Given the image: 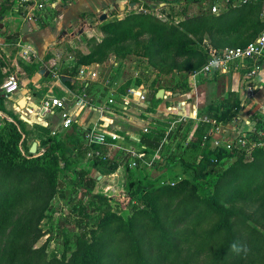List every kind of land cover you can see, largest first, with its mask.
Segmentation results:
<instances>
[{
	"label": "trees",
	"instance_id": "obj_1",
	"mask_svg": "<svg viewBox=\"0 0 264 264\" xmlns=\"http://www.w3.org/2000/svg\"><path fill=\"white\" fill-rule=\"evenodd\" d=\"M155 1L167 13L166 19L141 10L103 23L104 37L88 40L89 51L66 73L74 80L65 85L72 90L82 67L102 63L112 54L144 57L161 75L199 71L209 60L208 51L205 54L200 46L203 35L209 38L207 50H223L248 45L264 29L262 0ZM16 2L0 0V17L14 11ZM193 4L201 11L190 14L187 9ZM214 5L220 8L218 13L212 12ZM139 69L135 87L120 86L117 100L143 85L148 101L156 107L161 101L156 95L166 87L148 86ZM4 76L0 64L2 100L7 95L2 91ZM154 106H149L153 112ZM241 110L242 98L230 90L198 113L217 124H230L239 119ZM0 116L4 119L0 126V264H245L261 253L264 231L257 228L255 217L264 214V121L259 120L245 146L234 143L230 149L214 144V132L210 133L214 125L195 128L192 120L180 124L168 139L181 141L164 157L172 175L155 181L141 173L111 195L94 191L98 181L84 168L73 170L74 178L69 175L75 147L82 155L91 148L108 149L87 145V129L79 122L69 128L59 125L58 130L50 123H34L28 128L27 121L2 105ZM170 120L154 121L148 131L138 133L144 153L161 148ZM61 131H66L65 138L57 136ZM36 139L39 148L32 153ZM131 157L118 150L110 159H91L96 166L115 170L124 165L131 171ZM142 162L138 159L139 165ZM174 165L181 168L182 175L172 171ZM67 187L71 188L69 195ZM58 194L66 195L67 204L77 194L73 215H64L59 227L65 222L79 227L73 238L64 234L67 250L61 256L48 254L47 241L38 245L48 235L42 222ZM251 205H257V211L248 212ZM92 207L98 217H93Z\"/></svg>",
	"mask_w": 264,
	"mask_h": 264
},
{
	"label": "rangeland",
	"instance_id": "obj_2",
	"mask_svg": "<svg viewBox=\"0 0 264 264\" xmlns=\"http://www.w3.org/2000/svg\"><path fill=\"white\" fill-rule=\"evenodd\" d=\"M57 2L61 9L58 13H61L60 19H58V25L62 22L63 25L56 35V41L61 38L60 41L55 42L51 49L47 51L45 55L39 58L36 51H25L23 50V46L20 45V39H16L19 34V30L16 31V37L12 38V40H8L10 42L8 46H3L0 44V64L3 74L5 75L3 81L11 75L15 74L18 78V82L20 88L28 85L30 80L38 77V82L45 83L46 86L50 85L54 81H57V88L63 89V82L56 80V76L61 77L66 76L68 71L73 69V66L78 63L80 55L83 53H87L89 51L88 40L91 37H95L98 40H101L104 37L103 31H101V25L107 21H111L117 18L124 17L127 13L131 11H150L151 13L155 14L158 17H162L166 19V12L163 11L162 5H158V2L155 0H52ZM131 3H136V5L130 8ZM119 4L118 7L114 9H110L111 6ZM17 7V2L15 4ZM70 6V7H69ZM123 6L125 9H123ZM185 7V5H183ZM189 7V6H188ZM69 8V9H67ZM67 9V10H65ZM190 14L198 13L201 11V7L199 5L193 4L187 9ZM220 10V8H219ZM218 10V12H219ZM217 12V13H218ZM7 13H12L13 15L17 14L13 10ZM103 13L107 14V18L104 21L100 20V17ZM214 13V12H213ZM11 14V15H12ZM16 16V15H15ZM261 17L263 18V12L261 13ZM10 22H13L12 18L10 17L7 19L5 16L0 18V25L4 28L6 32H0V42L3 41L7 37V30H10ZM6 29V30H5ZM55 22L52 25L42 29V33L45 32H53L56 30ZM1 30V28H0ZM264 29L261 31L263 32ZM63 32H66L63 35ZM257 34V37L260 33ZM201 41V40H200ZM209 43V38L207 34L203 35V40L200 42V46L204 49L205 54H207V50ZM232 65V64H231ZM257 66V67H256ZM89 67V70H92V73H89L86 76V80L93 79L91 90L87 89L88 100L100 107H106L107 95L109 92L114 91L119 93V87H135L137 74L136 72L139 71L141 68L144 72V79L147 82L148 86H161L164 85L167 89H173L175 91H180L182 93H189L192 91H197L198 93V109L201 111L205 109L212 101L219 100L227 95L229 90H234V86L229 84V78L224 73H216V75H210V77H206L204 75H200L197 78L193 76L195 71L191 72H179L173 71L168 74H159L157 70L151 66L147 59L141 56H137L134 54H130L125 58L116 57L112 54L109 58H107L102 63L92 64ZM264 67V54L261 57H258L256 61L246 60L243 66L242 71V80L243 82L247 79L251 80L248 76L249 72H251L254 68H259V74L257 77V84L256 90L257 92L261 91L264 93V77L261 74V69ZM44 71L41 73V71ZM198 70V69H197ZM46 72L48 75L46 76ZM77 76V75H76ZM75 76V77H76ZM255 76V74H254ZM253 76V77H254ZM57 77V78H58ZM150 77V78H149ZM245 78V80H244ZM75 86L72 88V96L73 94L81 95L84 92V86L82 79L80 78L79 74L75 78ZM197 79V80H196ZM48 82V83H47ZM239 78H234L233 84L239 85L243 84ZM63 83V84H62ZM246 83V82H245ZM253 85L252 93L255 92V86ZM248 85L244 84L242 87H237L240 97L244 105L242 106V110L239 114V119L233 121L230 124H222L221 127V134H213L215 138L223 137V140L226 141L227 139H233L236 135H244L250 134L251 130L254 131L255 126L259 123V120L264 121V98H261L257 108L251 107L249 105L248 96L247 94H252L246 87ZM56 88V89H57ZM34 90V89H33ZM89 90V92H88ZM35 91V90H34ZM93 93V95H91ZM117 94V93H116ZM61 95V94H58ZM15 96V93L13 94ZM188 97V95H185ZM3 99L2 106L5 107L6 111H12L16 115L18 112L14 110L13 106L10 102H7ZM188 100L189 102L193 99L181 98L177 99L176 101H170L168 104L178 105L179 101L181 100ZM152 104L154 102H151ZM148 102V98L146 101L142 103L133 102L131 107L128 111L123 112L119 111L117 115V120L114 122L115 124L110 126L111 130H114L115 125H120L121 129L120 132L122 136L127 135L128 137H136L137 134L135 132L138 130L134 126L139 127L138 124L135 122L132 123L130 121L131 115L136 114L137 116H147V112L151 111V105ZM171 104V105H172ZM148 105V106H146ZM24 107L23 105H20ZM157 107V106H156ZM156 107L154 106V112L156 111ZM165 108V106H164ZM167 114L173 111L166 110ZM181 112L180 110L178 111ZM95 112H85L81 115V121L87 123L88 120L94 116V118L99 117V113L94 114ZM108 115V113H105ZM166 114V113H165ZM163 115V121L168 119V116ZM176 115H172L175 117ZM162 119H156L154 121H158ZM249 120V124L247 123ZM59 117L53 118V122L51 124L52 129L58 130L59 129ZM4 123V119L0 116V126ZM152 124V123H150ZM134 125V126H133ZM199 124L194 123V126ZM149 125H141L142 130ZM144 127V128H143ZM28 128H32V125L29 124ZM194 128V129H195ZM194 129L191 132H194ZM140 129L138 132H142ZM131 132V133H130ZM134 132V133H133ZM64 133L66 131H61L57 133L59 138H65ZM130 133V134H129ZM132 134V135H131ZM134 135V136H133ZM139 137V134L137 138ZM30 140H34L31 138ZM38 142L39 148V140H35ZM181 140L174 139L169 140L164 143L161 150L159 151L155 160L152 164L148 165L144 162V164L139 165L137 159V166L131 167V171H128L124 165H119L115 170H110L104 166H96L94 161L89 157L87 154L82 155L78 151V148L75 147L72 151L71 162H72V170H70L69 175L71 178H74L73 170L82 169L84 168L87 170L90 175L94 176L97 179V185L94 191H103L107 194H115L123 189H125L126 185L132 178L139 177L141 173L145 175L147 180H160L164 181L167 179L169 175H172V172L166 166L167 162L165 160V156L169 157L171 155V149H173L177 143ZM179 145V144H178ZM186 145V141L185 144ZM71 146V145H70ZM72 147V146H71ZM73 148V147H72ZM154 155L157 154L156 152L153 153ZM140 159V158H139ZM164 159V160H163ZM168 159V158H167ZM153 160V158H152ZM151 160V161H152ZM132 159L130 160V163ZM145 165V166H144ZM63 167V164H61ZM172 171L174 173H180L182 175L181 168L177 166H173ZM178 171V172H177ZM170 172V173H169ZM70 187L66 188V194L69 195ZM77 194H73L69 204L66 203V195L65 197L61 194H58L53 202L52 207L48 211V217L44 219L42 225L44 229L48 232V235L44 236L38 243V245H42L44 242H48V254L57 253L61 256V254L67 250V244L65 243V235H68L70 238H73L74 235L79 231V227L75 222L72 223H64L63 227H59L60 219H64V215H73V207L74 203L77 201L76 198ZM88 200V198L86 199ZM257 205L247 206V211H257ZM91 209H95L92 207ZM99 212L97 210L92 211L93 217L96 216ZM130 213L124 212L125 216H128ZM71 218H73L71 216ZM255 224L258 229L264 231V214L261 215L260 212L255 217ZM245 264H264V241L262 245L261 253H256L253 256V260L251 263L246 262Z\"/></svg>",
	"mask_w": 264,
	"mask_h": 264
},
{
	"label": "built area",
	"instance_id": "obj_3",
	"mask_svg": "<svg viewBox=\"0 0 264 264\" xmlns=\"http://www.w3.org/2000/svg\"><path fill=\"white\" fill-rule=\"evenodd\" d=\"M237 1L245 2L247 0ZM262 1L264 2V0ZM56 4L57 3L52 0H17L18 8H22L25 12V19L36 26L40 25V23L49 18L51 11L56 8ZM218 10V5H214L212 7V12L217 13ZM263 54L264 31L254 41L246 46L228 47L223 50L210 48L208 62L202 67V69L194 73L193 76L196 78L200 75L210 77V75H213L215 72L227 73L231 67V64H233L234 62L238 61L240 63H245L246 60L256 61V59H258V57H261ZM88 68L89 67L87 66L82 67L79 71V76L82 81L86 83V87L84 88V92L81 95L73 94L71 99H69L72 103L71 107H69V105L67 104V102L69 101L67 98L53 96L43 98L41 100V103L34 107H21L16 103L14 105V109L16 110V112H18V115L29 124L40 123L44 125L49 124V121L47 119L49 115H55L56 111H59L61 116L60 125L63 128H69L75 121L78 122L77 118L81 116L85 109L98 110L100 116L98 120H96L91 126H88L86 128L87 130L84 136V140L89 146L99 145L101 147L105 146L108 149L106 152H104L101 149L91 148L87 155L91 158L95 157L98 159L107 160L112 158L115 152L118 150L126 151L132 156V162L130 163L131 167L137 166V159L139 158L143 159L144 163L148 165L152 164L155 160L154 156L158 155L164 143L168 141V137L172 133V131L176 130L180 124H185L190 120H192L196 124L205 123L214 125V129L210 133H222L220 131L221 127L223 126L222 123L217 124V122L211 119L209 116H200L196 106H194V111L192 112V114H180L178 112V109L184 106L186 107L187 104V100L184 99L182 101H179L178 105L172 104L169 106V110L173 111L171 112V114L176 116L171 118L169 126L167 128L166 136L162 141L161 148L156 151L157 154L154 155L153 153H144V146H140L139 148H136L134 145L125 146L121 142L123 138L119 136V134L115 130L110 129V126L115 124L114 122L116 120L114 119L119 113L116 109L126 112L129 110L133 102L142 103L146 101L147 89L143 85L138 88L129 89L128 93L126 95H123L120 101L117 100V92L111 91L107 95L108 97L106 101V107L95 108L97 106L88 100V95L86 92L88 88L86 76H88L89 73L93 72ZM254 74H256L255 69L249 72L248 76L253 79ZM247 84V89L252 93V83L248 81ZM19 88L20 85L15 74L9 75L2 85V91L7 95L15 93L19 90ZM105 113H108V115ZM247 123L249 124V120H247ZM143 130L145 132L148 131V127H145ZM253 130H256V128ZM247 136L248 134L238 136L236 135L233 139H227L226 141L223 140V137H214V144L216 146L225 145L229 149L232 148L234 143L237 145L239 144L241 145V147H243L247 144ZM256 145L258 144H253V146Z\"/></svg>",
	"mask_w": 264,
	"mask_h": 264
},
{
	"label": "crops",
	"instance_id": "obj_4",
	"mask_svg": "<svg viewBox=\"0 0 264 264\" xmlns=\"http://www.w3.org/2000/svg\"><path fill=\"white\" fill-rule=\"evenodd\" d=\"M57 3V2H56ZM70 7V6H69ZM61 9V6L58 5V3L56 4V8L53 9L51 11V14L49 16V18H47L46 20H44L42 23H40V25L36 26L34 24H31V31L26 34V35H23L22 34V28H23V25L24 23L27 21L25 19V12L22 8H18V6L16 7L15 6V10L14 12H17V14L13 15L12 13H5L3 16H1L0 18H3L4 16L9 19L10 17L12 18L13 22H10V30H7V37L8 38H5L3 41L0 42V44H2L3 46H8L10 45L8 42V40H10V38L12 36H14L16 34V31L17 29L19 30V33H20V36H19V39L21 41V44L23 46V50H25L26 52L27 51H36L39 58H41L43 55H45L47 53L48 50L51 49V46L55 43V42H58L60 41L57 40L56 41V35L58 33V31L60 30V28L65 25V24H62V22L58 25V19H60V16H61V13H58V11ZM69 9V8H67ZM65 9V10H67ZM10 12V11H8ZM12 14V15H11ZM55 22L56 24V27L57 29L56 30H53V32H45V33H42V29L52 25V23ZM0 32H6L4 31V28H2V25H0ZM6 30V29H5ZM243 66H244V63H240V62H234L229 71L227 73H224L226 76H228V78L230 79L229 80V84L231 86H234V90H236L238 93V88L237 87H242L244 84H247L248 81H250L252 84H254L255 86V92L252 93V94H247L246 95V98L247 96L249 97L248 100H249V105L251 107H255L257 108V105L259 104V101L261 98H264V93H261V91L257 92L256 90V82H257V77H258V74H259V68H254L256 70V74L254 76L253 79L251 80H245L244 78V82L242 80V71H243ZM257 67V66H256ZM261 74L262 76L264 77V67L261 69ZM214 75V74H213ZM216 75V74H215ZM56 76V80H59L61 82L62 79L61 77H58ZM234 78H239L240 81L243 82V84H239V85H236V84H233V80ZM72 80H74L72 78ZM93 79H89L87 80L88 82V89H92L91 86H92V82ZM246 82V83H245ZM48 83V82H47ZM64 83V84H63ZM63 89H59V87L57 88V81H54L53 83H51L50 85L46 86L45 83H40L38 82V77L36 76L35 78H33V80L31 79L30 82L28 83V85L22 87V88H19L18 91L15 92V96H13V94H10V95H6L4 96V98H6L5 100L7 102H10L11 105L13 106L14 108V105L17 103L19 105H21L23 102V100L26 101L25 103V106L26 107H34L36 105H39L41 103V100L45 97H53V96H58V97H65L67 98L68 100L71 99L72 97V91L70 90V88L65 85V82H63ZM248 85V84H247ZM57 88V89H56ZM247 88V87H246ZM35 91H34V90ZM230 91V90H229ZM58 94H61V95H58ZM185 95H188V97H185ZM240 95V94H239ZM198 96V93L197 91H192V92H189V93H182L180 91H174L173 89H167L165 88V97L163 99H161V101L159 102H156V111L155 112H147V116L146 117H143V116H137L136 114H132L131 115V118H130V121L132 123H136L139 125V127L137 126H134L136 129H138L135 134L136 137L134 139V137H128L127 135L124 134V136H122V134L120 133L119 136H121L123 138V140L121 141L125 146H132L134 145L136 148H139L140 146H143L139 143V140L137 138L138 136V131L141 129L142 130V127L141 125H149L150 123H152V126L154 124V120L155 119H164L163 115H166L167 112L166 110H169V106L172 104H168V102H172V101H176L177 99H181V98H187V99H193L192 101H188L187 100V104H186V107H181L179 108L178 110H180V114H185V115H189V114H192V112L194 111V106H196L197 108V111H199L198 109V103H199V100L197 98ZM156 98H157V95H156ZM159 99V98H158ZM2 99H0V106L2 105ZM182 101V100H181ZM149 102V101H148ZM151 103V102H150ZM67 104L69 105V107H71L72 103L71 101L69 100L67 102ZM96 105V103H95ZM244 105L243 101H242V106ZM148 106V105H146ZM165 106V108H164ZM95 108H100V105H97V107ZM15 110V109H14ZM85 112L89 113V112H95L94 114L96 113H99L98 110H94V109H85V111L81 114L83 115ZM166 113V114H165ZM172 114L169 112L167 114L168 117L172 118L171 116ZM99 116H100V113H99ZM55 117H59V122L58 124L60 125V121H61V116H60V112L59 111H56V114L55 115H49L47 117L50 125L52 124L53 122V118ZM81 117L80 116L78 119V122L79 124L83 125L84 127H88V126H91L93 124V122H95L96 120H98V118H94V116H92L87 123L85 122H82L81 120ZM114 120H117V118H115ZM114 128H118L117 130L121 129V126L120 125H117L115 126ZM144 128V127H143ZM131 133V132H130ZM129 133V134H130ZM134 133V132H133ZM132 135V134H131ZM134 136V135H133ZM151 154V153H149Z\"/></svg>",
	"mask_w": 264,
	"mask_h": 264
},
{
	"label": "water",
	"instance_id": "obj_5",
	"mask_svg": "<svg viewBox=\"0 0 264 264\" xmlns=\"http://www.w3.org/2000/svg\"><path fill=\"white\" fill-rule=\"evenodd\" d=\"M135 5H136V3H131L130 8L134 7ZM118 6H119V4H115V5L111 6L110 9H114L115 7H118ZM123 9H125L124 6H123ZM106 18H107V14H106V13H103V14L101 15V17H100V20H101V21H104ZM31 29H32V28H31L30 22L27 20V21L24 23V25H23V28H22V34H23V35L28 34V33L31 31ZM65 34H66V32H63V35H65ZM60 40H61V38H60ZM43 72H44V71L42 70L41 73H43ZM45 75L47 76V75H48V72H46ZM68 80H72V78L69 77V76H62V81H63V82H66V81H68ZM164 97H165V88H161V89L158 91V93H157V98H159V99H163ZM22 102H23V103H22L21 105L25 106L26 101L23 100ZM37 150H38V142L35 141V142H33L32 146H31V148H30V152H32V153H36Z\"/></svg>",
	"mask_w": 264,
	"mask_h": 264
}]
</instances>
